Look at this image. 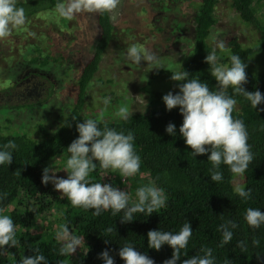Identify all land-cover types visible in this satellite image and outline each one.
Listing matches in <instances>:
<instances>
[{
  "label": "trees",
  "instance_id": "16d2710c",
  "mask_svg": "<svg viewBox=\"0 0 264 264\" xmlns=\"http://www.w3.org/2000/svg\"><path fill=\"white\" fill-rule=\"evenodd\" d=\"M147 1L150 9L157 13L156 22L170 17L167 13L179 10L178 0ZM191 1L194 5L192 36L183 33L190 27L178 16L170 24L174 39L177 42H188L191 51L180 61L173 62L172 68L164 67L165 70L154 72L144 88L150 95L152 105L163 101L165 92L150 87L157 76L163 73L170 75V85L173 82L170 79L171 72L184 69L190 74L189 78H199L201 82L208 83L210 90H215L217 82L210 75L205 57L213 49L209 39L217 24L216 8L220 0ZM230 1L241 21L255 32L256 42L244 45L236 38L230 40L226 51H217L219 62L230 64L229 56L239 55L247 64L248 82L244 85L245 90H259L264 94V21L258 15L262 0ZM58 2L61 0H17V6L26 11L27 24L21 30L14 31L12 36L0 40V49H3L2 61L0 60V93L10 96L22 85L30 86L31 81H27L34 76L50 82L49 96L44 101L34 102L27 98L18 103L7 102L0 105V114L4 117L0 124V150L9 140H13L18 146L13 150V162L9 166L0 165V193H7V197L0 200V215H8L13 219L18 240L15 247L5 246L0 249V264H20L23 257L34 254L35 249H39L46 257L48 264H58L60 261L63 264H105L99 258L105 249L109 250L114 264H125L118 255L121 246L125 244L135 246L137 251L147 254L155 264H163L166 259L171 258L173 250L168 245L162 246L159 251L149 248L148 231L176 233L185 222L190 223L193 234L177 264H182L183 259L193 255H203L201 248L212 249L216 264H224L225 260H230L231 264H264V225L259 229H252L244 220V213L249 207L264 212V111L260 110L264 109V103L254 109L242 95L234 96L237 105L233 116L244 121L249 133L248 143L254 154L253 161L244 173L243 186L246 190L252 189L251 199L247 201L234 193L235 176L226 165L220 166L223 180L218 183L211 181L212 165L207 161L210 153L196 157L192 155V150L179 133L183 122L179 108L171 111L166 110V107L156 108L148 113H135L126 121L118 119L102 121L100 124L101 128L107 125L117 131H124L125 134L129 130L134 133L135 151L141 158L140 170L136 176L149 174L151 182L155 181L158 187H162L168 197L166 207L157 213L150 216L137 213L132 222L121 223L123 213L113 216L111 210H107L96 216L92 209L73 207L51 183L44 185L41 182L43 169L49 166L52 159L68 154L67 147L78 138L76 124L85 119L83 112L90 84L118 35L115 21L108 14H88L95 18L94 45L91 57L83 60V67L78 70L74 65L71 49V44L78 38L71 41L60 37L62 31L71 27L69 20L57 18L55 5ZM116 15L118 18L119 14ZM31 20L36 21L32 27ZM154 26L155 24H150L152 29ZM157 30L165 29L160 27ZM29 33H35V36ZM60 42L64 48L69 46V51L64 50L56 56L49 51V47L57 46ZM144 44L145 42L137 43L143 48ZM62 66L69 77L75 76L77 87L75 102L62 123L54 131L41 127L37 133L26 130L6 133L5 127L16 116L47 105L48 99L57 93L58 82H53L60 77ZM186 82L181 81V84ZM228 91L232 94L231 87ZM169 123L176 126L174 136L165 131ZM17 170L20 175L16 174ZM89 178L93 183H109L129 194L123 188L117 172L100 168L98 162ZM129 197V203H135L131 193ZM61 207L65 211L60 225L66 224L73 235L84 237L85 250L76 256L58 254L62 242L55 238L56 232L44 234L35 231L40 215ZM228 220L236 221L239 227L233 230V240L222 247V233L218 228ZM108 228L113 231L106 234ZM253 238L259 239L258 247L253 246ZM106 240L108 243H105ZM238 241L245 242L248 249L246 252L236 246Z\"/></svg>",
  "mask_w": 264,
  "mask_h": 264
},
{
  "label": "clouds",
  "instance_id": "9594fccd",
  "mask_svg": "<svg viewBox=\"0 0 264 264\" xmlns=\"http://www.w3.org/2000/svg\"><path fill=\"white\" fill-rule=\"evenodd\" d=\"M120 3L121 0H61L55 5V13L58 19L69 21L82 13L108 14L109 18L115 21L116 10ZM26 24V11L23 7L17 6V0H0V40L12 36L14 31L21 30ZM29 35L35 36V33H29ZM212 39L216 47L208 52L205 63L209 65L210 75L217 82L215 90H210L208 83L201 82L199 78H189L190 74L184 69L183 71H170L172 81L187 82L179 85L178 93L173 94L169 91L162 99L166 110L179 108L183 117L179 133L184 138L185 144L192 150V155L196 157L210 153L207 156V161L212 165L210 178L212 182L218 183L223 180V173L220 171L221 164L226 165L234 176L242 177L254 159L248 143L247 127L242 119L233 116L237 105L234 96L242 95L256 109L258 105L264 103V94L259 90H245L244 85L248 82L247 64L235 54L229 56L230 64L220 63L217 48L220 51H226L227 43L216 36ZM121 55L125 60L137 66H140L142 60L146 61L149 71L164 69L162 60L155 52L137 44L129 45ZM230 87L232 94L228 91ZM102 103L105 108L101 111L100 118H88L76 124L79 136L67 147L69 153L66 161L67 178L56 176V171L48 166L43 169L41 182L44 185L51 183L54 189L66 197L73 207L92 209L96 216H100L103 211L107 210H111L113 216L123 213L121 223H129L135 220L134 215L137 213L147 216L154 212L157 213L158 210L166 207L168 197L165 190L152 181L149 185L137 189L138 199L130 204V197L126 191L109 183H93L88 179L90 172L96 170L97 162L100 168L111 169L125 178L135 176L141 166V158L135 151V137L131 130L125 134L124 131H117L107 125L100 127L103 111L110 105L111 98H103ZM260 110L264 111V109ZM115 116L126 121L133 116V112L127 105H121L115 112ZM165 131L174 136L176 134L175 124L169 123ZM17 147L13 140L3 145V149L0 150V165L9 166L13 162V150ZM16 174L20 175V171L17 170ZM234 193L247 201L251 199L252 189L246 190L242 184L236 183ZM6 197L7 193H0V200ZM244 220L252 229H259L264 225V212L249 207L244 213ZM238 227L239 225L234 220H228L219 225L218 231L222 233V247L233 240V230ZM112 231V228H108L106 234ZM192 234L189 222H185L176 233L149 230L147 233L148 247L159 251L164 245L170 246L173 250L172 256L163 264H177ZM55 238L62 242L58 253L60 256H71L82 243H85L84 237L73 235L66 224L60 225ZM17 243L13 219L8 215H0V249H4L5 246L15 247ZM105 243H108V240ZM259 243V239L253 238L254 247H258ZM236 246L242 252L248 250L244 241H238ZM201 252L203 255H193L183 259L182 264H216L211 248H201ZM118 255L125 264H155L153 259L137 251L136 247L131 244L121 246ZM99 258L103 259L105 264H114V259L107 249L100 253ZM20 264H48V261L39 249H35L34 254L24 256ZM58 264H63V261ZM224 264H231V261L225 260Z\"/></svg>",
  "mask_w": 264,
  "mask_h": 264
},
{
  "label": "rangeland",
  "instance_id": "374dc122",
  "mask_svg": "<svg viewBox=\"0 0 264 264\" xmlns=\"http://www.w3.org/2000/svg\"><path fill=\"white\" fill-rule=\"evenodd\" d=\"M177 4H179L178 11L169 12L167 16L170 15V17L156 22L157 13L150 9L147 0H121L117 8L118 10H116V13L119 15L115 20L118 35L106 52L100 70L89 89L87 104L83 112L85 119L100 118L101 111L105 108L102 99L107 97L111 98V103L103 111L102 121L121 119L115 116V112L121 105H127L133 114L148 113L153 109L166 107L163 101L152 105L149 99L150 95L144 89L157 70L153 69L149 71L147 69V62L143 60L140 66L132 64L130 61L125 60L121 53L131 44L145 42L144 48L155 52L162 60L164 67L168 68H172L173 62H178L187 56L191 51L190 44L186 41L177 42L174 39L170 24L174 21L173 18L178 16L180 19L186 21L190 27V29L185 30L183 33L192 36L191 28L193 27L194 5L191 0H178ZM258 15L264 21V0L259 5ZM216 17L217 24L212 30L209 39L213 48L216 47L212 39L213 36L225 40L227 46L229 41L235 38L244 45H252L256 42L255 32L241 21L230 0H220L216 8ZM34 23L36 21L31 20L30 27ZM151 23L155 24L153 29L150 27ZM94 25L95 18L88 16V13H82L70 21L71 28L62 31V34L60 33L61 38L71 41L78 38L76 42L71 44L72 54H74V65H76L78 70L82 69L85 63L83 60L90 58L92 55L94 33L96 31ZM160 27L165 30H157ZM68 47H62V43L60 42L57 46L52 45L49 47V51L58 56L64 50L69 51ZM81 48L84 49L82 52H79ZM2 50L0 49L1 61ZM169 76L167 73L157 76L150 87L152 89H161L165 94L169 91L173 92V94L178 93L181 81H173L169 85ZM30 81V86L22 85L10 96L0 93V105L7 102L18 103L22 99L23 101L27 100V98L32 99L34 102L47 99L50 82L39 78V76H34L27 82ZM57 82V93L48 99L45 107L37 108L31 112L26 111L20 116H16L13 122L7 123L8 126L5 127L4 131L10 134L16 130L37 133L41 127H45L50 131L56 130L71 110L77 95L75 76L69 77L65 72L64 66L60 67V77L53 83ZM150 87L148 88L151 89ZM3 118L0 114V124L1 121L3 122ZM68 157L69 153L50 161L49 166L56 171V176L67 178L66 161ZM117 175L121 180L123 188L129 194L131 193L135 202L138 199L136 196L137 189L141 186L149 185L151 182L149 174L135 175L129 178L122 177L118 172ZM88 179L90 180L89 177ZM234 183L235 185L236 183L243 185L244 175L242 177L235 176ZM64 211L65 208L61 207L40 215L36 221L35 231L44 234L57 232ZM84 250L85 243H82L80 248L78 247L74 253L75 256Z\"/></svg>",
  "mask_w": 264,
  "mask_h": 264
}]
</instances>
